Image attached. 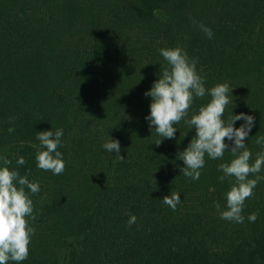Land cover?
<instances>
[{"label": "trees", "instance_id": "trees-1", "mask_svg": "<svg viewBox=\"0 0 264 264\" xmlns=\"http://www.w3.org/2000/svg\"><path fill=\"white\" fill-rule=\"evenodd\" d=\"M176 46L198 58L206 87L233 89L225 118L232 109L255 116L246 142L254 161L264 151L255 142L264 136V0H0V155L41 186L23 264H264V180L243 223L221 219L215 202L226 205L231 184L218 165L231 153L206 156L192 180L178 154L195 130L182 120L157 145L144 119V92L167 66L158 50ZM51 128L64 129L60 175L36 167V131ZM109 135L124 160L103 150ZM172 191L181 194L175 210L160 201Z\"/></svg>", "mask_w": 264, "mask_h": 264}, {"label": "clouds", "instance_id": "clouds-1", "mask_svg": "<svg viewBox=\"0 0 264 264\" xmlns=\"http://www.w3.org/2000/svg\"><path fill=\"white\" fill-rule=\"evenodd\" d=\"M193 23L209 39L213 37L210 27L195 20ZM158 51L167 66L160 65L159 78L144 92L145 97L151 98L150 111L144 117L149 130L162 137L157 145L164 139L174 138L178 129L176 125L182 120L190 130H195L188 146L178 154L184 163L181 173L192 180H199L206 156L222 160L226 152L231 153L233 158L229 162L218 165L219 180L227 179L231 184L224 194L226 205L222 208L219 202H215V207L221 219L243 223L245 201L253 195L256 185L264 180V175H261L264 172V151L258 152L252 161V152L246 144L256 118L245 112L234 113L233 109L225 118L233 90L229 84L217 83L206 87L204 77L197 71L198 58L190 57L181 46L161 47ZM205 96L210 97L207 103L193 109L195 99ZM237 121H242L239 127L236 126ZM14 131V127L8 128L9 133ZM63 136V128L36 131V140L42 149L35 154L38 169L53 175L65 171L66 162L59 151L63 146ZM255 142L264 148V136L258 135ZM102 148L117 160L125 159L121 155L119 139L109 135ZM15 163L23 166L26 160L18 155ZM10 165L12 159L0 155V264H23L28 259L36 231L30 223L36 218L32 195L38 194L41 186L39 181L30 180L28 174L21 175L18 167L10 168ZM160 201L175 210L181 202V194L172 191ZM256 218L255 213L247 217L250 222ZM136 220L132 214L127 223L131 226Z\"/></svg>", "mask_w": 264, "mask_h": 264}]
</instances>
